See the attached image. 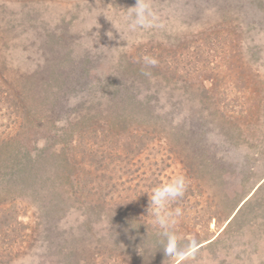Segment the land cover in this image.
<instances>
[{
  "label": "rangeland",
  "instance_id": "1",
  "mask_svg": "<svg viewBox=\"0 0 264 264\" xmlns=\"http://www.w3.org/2000/svg\"><path fill=\"white\" fill-rule=\"evenodd\" d=\"M146 2L0 0V264H264V0Z\"/></svg>",
  "mask_w": 264,
  "mask_h": 264
},
{
  "label": "clouds",
  "instance_id": "2",
  "mask_svg": "<svg viewBox=\"0 0 264 264\" xmlns=\"http://www.w3.org/2000/svg\"><path fill=\"white\" fill-rule=\"evenodd\" d=\"M150 15V6L146 0H138L136 6L131 7V11L129 12V17L134 18L130 27L151 26L149 20ZM111 21L115 28L120 31L116 22L113 20ZM156 63V59L145 57L146 65L155 66ZM186 189V178L183 175H178L170 181L161 182L151 190L146 191L149 194V208L146 216L151 217V228L154 229L155 234L159 239V249H162L165 252L167 259L181 256L184 251H186L187 245L181 240L177 230L178 219L183 214L182 209L175 208L174 210H169L170 204L184 197ZM133 227L138 226H134L133 223Z\"/></svg>",
  "mask_w": 264,
  "mask_h": 264
},
{
  "label": "water",
  "instance_id": "3",
  "mask_svg": "<svg viewBox=\"0 0 264 264\" xmlns=\"http://www.w3.org/2000/svg\"><path fill=\"white\" fill-rule=\"evenodd\" d=\"M246 201V200H245ZM245 201H243L242 203H241V205L245 202ZM241 205L237 208V210L235 211V213L239 210V208L241 207ZM235 213L233 214V215H235ZM233 217V216H232ZM232 217L229 219V221L232 219ZM212 241V240H211ZM210 242V241H209ZM200 247V246H199ZM195 249H197V248H195ZM194 249V250H195ZM187 254H189V253H187ZM186 254V255H187Z\"/></svg>",
  "mask_w": 264,
  "mask_h": 264
}]
</instances>
